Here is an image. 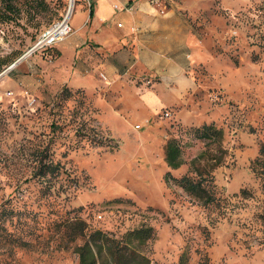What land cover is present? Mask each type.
<instances>
[{
    "label": "rangeland",
    "instance_id": "1",
    "mask_svg": "<svg viewBox=\"0 0 264 264\" xmlns=\"http://www.w3.org/2000/svg\"><path fill=\"white\" fill-rule=\"evenodd\" d=\"M229 1L192 23L196 90L145 113L138 91L100 74L90 90L53 83L67 74L62 40L28 53L68 0H12L9 11L0 0V264H78L92 231L120 239L141 226L152 236L132 244L149 264H264V0ZM204 123L222 130L209 145L193 131ZM203 150L199 168L216 163L210 204L171 180ZM47 164L55 171L42 174Z\"/></svg>",
    "mask_w": 264,
    "mask_h": 264
},
{
    "label": "crops",
    "instance_id": "2",
    "mask_svg": "<svg viewBox=\"0 0 264 264\" xmlns=\"http://www.w3.org/2000/svg\"><path fill=\"white\" fill-rule=\"evenodd\" d=\"M87 1L92 16L88 6L78 2L70 17L72 32L57 46L59 57L69 58L67 74L48 77L90 90L100 83L98 75L103 73L113 89L138 91L145 113L172 103L180 105L196 90L188 75L192 23L198 14L214 7L228 8L230 2L164 0L166 9L161 13L150 0ZM17 80L24 86L35 83L28 74L18 75Z\"/></svg>",
    "mask_w": 264,
    "mask_h": 264
},
{
    "label": "trees",
    "instance_id": "3",
    "mask_svg": "<svg viewBox=\"0 0 264 264\" xmlns=\"http://www.w3.org/2000/svg\"><path fill=\"white\" fill-rule=\"evenodd\" d=\"M2 2L4 4V11L15 8L12 0H2ZM91 16L92 9L90 4L89 17ZM5 63L0 62V69ZM193 131L196 134V138L207 140L206 145L213 142L214 137L217 138L216 136H221L222 134V130L216 128L212 123H204ZM260 153L264 154V144L260 147ZM210 155L211 153L208 150H203L191 160V169L188 174H184L179 178L171 176V180L175 184L179 185L194 198L202 200L204 204L213 203L214 196L212 193L214 184L211 171L216 163H213L209 170H201L199 163L202 160H208ZM165 161L171 168H177L183 163L181 148L176 139L167 141L165 145ZM45 167L46 170L42 174H45L47 171L54 172L56 168L55 165L49 167L48 164ZM241 191L245 190L242 189ZM151 236L152 228L149 226H141L130 230L120 239L109 237L100 230H94L90 233L89 239L77 248L79 253L78 264H149V258L142 254L139 246H135L132 243L136 241V245L142 244ZM92 243L96 244V246H92Z\"/></svg>",
    "mask_w": 264,
    "mask_h": 264
},
{
    "label": "built area",
    "instance_id": "4",
    "mask_svg": "<svg viewBox=\"0 0 264 264\" xmlns=\"http://www.w3.org/2000/svg\"><path fill=\"white\" fill-rule=\"evenodd\" d=\"M150 2L158 7L159 12L163 13L165 11L166 5L164 0H150ZM70 32L69 19L63 16L61 20L54 22L40 33L39 37L31 45L28 53L47 48L68 36ZM100 75L105 78L103 73H100ZM6 94L10 95L11 91H7ZM164 114L168 116L170 112L165 111Z\"/></svg>",
    "mask_w": 264,
    "mask_h": 264
},
{
    "label": "bare ground",
    "instance_id": "5",
    "mask_svg": "<svg viewBox=\"0 0 264 264\" xmlns=\"http://www.w3.org/2000/svg\"><path fill=\"white\" fill-rule=\"evenodd\" d=\"M73 3H74V0H68V9L66 11V14L64 15L68 19L70 18V13H71V11H72V9L74 7ZM71 15H72V13H71Z\"/></svg>",
    "mask_w": 264,
    "mask_h": 264
},
{
    "label": "water",
    "instance_id": "6",
    "mask_svg": "<svg viewBox=\"0 0 264 264\" xmlns=\"http://www.w3.org/2000/svg\"><path fill=\"white\" fill-rule=\"evenodd\" d=\"M21 57H23V56H21ZM21 57H20V58H21ZM20 58H19V59H20ZM15 63H16V61L13 63V65H14Z\"/></svg>",
    "mask_w": 264,
    "mask_h": 264
}]
</instances>
